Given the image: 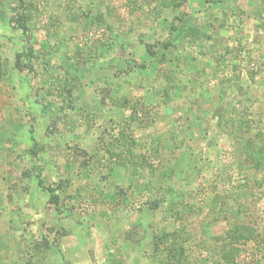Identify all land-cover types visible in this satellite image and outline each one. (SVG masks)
<instances>
[{
    "label": "rangeland",
    "instance_id": "obj_1",
    "mask_svg": "<svg viewBox=\"0 0 264 264\" xmlns=\"http://www.w3.org/2000/svg\"><path fill=\"white\" fill-rule=\"evenodd\" d=\"M260 139L264 0H0V264H264Z\"/></svg>",
    "mask_w": 264,
    "mask_h": 264
},
{
    "label": "trees",
    "instance_id": "obj_2",
    "mask_svg": "<svg viewBox=\"0 0 264 264\" xmlns=\"http://www.w3.org/2000/svg\"><path fill=\"white\" fill-rule=\"evenodd\" d=\"M247 143L251 145H253V141L252 140H248ZM257 150L260 152L261 156H264V139H260ZM235 230H237V227L235 228Z\"/></svg>",
    "mask_w": 264,
    "mask_h": 264
}]
</instances>
